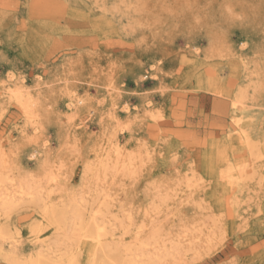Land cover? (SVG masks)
Instances as JSON below:
<instances>
[{"label":"rangeland","instance_id":"rangeland-1","mask_svg":"<svg viewBox=\"0 0 264 264\" xmlns=\"http://www.w3.org/2000/svg\"><path fill=\"white\" fill-rule=\"evenodd\" d=\"M0 199V264H264V0H0Z\"/></svg>","mask_w":264,"mask_h":264},{"label":"bare ground","instance_id":"bare-ground-1","mask_svg":"<svg viewBox=\"0 0 264 264\" xmlns=\"http://www.w3.org/2000/svg\"><path fill=\"white\" fill-rule=\"evenodd\" d=\"M19 89H15L13 92L15 93L16 92V94H17V92L19 93V91H18ZM37 186V185H36ZM22 188H24V186L23 185H21V187L19 188V190H20V192H21V194H27L28 195V191H27V189L26 190H24V189H22ZM38 188V187H37ZM31 192V191H30ZM32 193V192H31ZM72 199V198H71ZM74 201V200H73ZM72 201V202H73ZM0 202H3V199H0ZM7 202V201H6ZM6 202L4 203V204H6ZM68 202H70V201H68ZM75 203H76V201H75ZM3 203H0V208H3V207H5V205H4ZM75 205V204H74ZM72 206V205H71ZM78 206H80L79 204H78ZM76 207V206H75ZM74 209V208H73ZM71 211V210H70ZM89 212V211H88ZM92 212V211H91ZM101 212V211H100ZM63 213L65 214V212L63 211ZM69 213V212H68ZM73 213V212H72ZM88 214V213H87ZM90 214V213H89ZM104 214V213H103ZM100 215V214H99ZM106 215V214H105ZM104 215V216H105ZM75 216V215H74ZM88 216V215H87ZM97 216V215H96ZM101 216H103V215H101ZM103 216V217H104ZM69 217V216H68ZM76 217V216H75ZM90 217V216H89ZM70 218V217H69ZM87 218V217H86ZM74 220H76V221H74V223H72V225L70 226L71 228L73 227V231H74V229H76V227H78V230L79 231H81V230H84V232L85 233H87V234H91L92 232H94V234H95V238L94 239H98V238H100L99 236H100V227H99V225H98V223L96 222V219L94 218V217H92L91 218V221L89 222V223H87L86 224V226L85 225H83V223L81 222V220H79L78 221V219H76V218H73ZM67 220V219H66ZM66 220H64V217H63V215H61L58 219H57V222L55 223V226H57V228L58 229H61V230H64V231H66V227L64 226L65 224H66ZM69 221H70V219H68ZM67 224H69L68 222H67ZM68 229V228H67ZM107 229V228H106ZM104 230V229H103ZM59 231V230H58ZM71 231V230H70ZM77 231V230H76ZM78 232V231H77ZM67 233V232H66ZM68 233H69V231H68ZM74 234H77V233H74ZM84 234V233H83ZM63 236H65V232H64V234H62ZM86 235V234H85ZM62 236V237H63ZM67 237H68V234L66 235ZM76 236V235H75ZM80 236V235H79ZM56 237H57V235H56ZM77 237V236H76ZM53 238H55V237H53ZM60 238V237H59ZM58 238V239H59ZM70 238V237H69ZM52 239V238H51ZM78 240H80L79 238H77ZM154 239V238H153ZM152 239V240H153ZM64 240V239H63ZM152 240H151V242H152ZM50 241V240H49ZM48 242V241H47ZM59 242V241H58ZM64 242V241H63ZM154 243L156 242V241H153ZM56 243V242H55ZM61 243H62V241H61ZM65 243V242H64ZM104 243V242H103ZM40 244H42V243H40ZM52 244V243H51ZM68 244V243H67ZM102 244V243H101ZM100 244V245H101ZM105 244V243H104ZM144 245H145V242L143 243ZM48 245H49V243H48ZM56 245V247H57V244H55ZM62 245V244H61ZM73 245V244H72ZM133 245H136L135 243L133 244ZM140 244H138V246H139ZM152 245H154V244H152ZM14 246V245H13ZM43 246H44V244H43ZM50 246V245H49ZM53 246V245H52ZM51 246V247H52ZM66 246V245H65ZM69 246V245H68ZM76 246V245H75ZM78 246V245H77ZM98 246V245H97ZM108 246V245H107ZM147 246V245H146ZM51 247H49V248H51ZM63 247H64V245H63ZM62 247V248H63ZM72 247V246H71ZM109 247V246H108ZM140 247V246H139ZM150 247V246H149ZM154 247V246H153ZM11 248V247H10ZM36 248V247H35ZM101 248V247H100ZM159 248V247H158ZM174 248V247H173ZM172 248V251L174 250ZM15 249V248H14ZM113 249V248H112ZM146 249L147 248H145L144 250L146 251ZM155 249H157L156 248V246H155ZM34 250V249H33ZM51 250H53V249H51ZM57 250V249H56ZM108 250V249H107ZM138 250H139V248H138ZM55 251V250H54ZM58 251H61V248H60V250H58ZM102 251V250H101ZM126 251V250H125ZM142 252H143V250H141ZM155 251H157V250H155ZM155 251H153V252H155ZM171 251V253H173ZM41 252V251H40ZM70 252V251H69ZM95 252H96V250H95ZM112 252H113V250H112ZM128 252V251H127ZM139 252V251H138ZM147 252V251H146ZM149 252V251H148ZM152 252V253H153ZM45 253V252H44ZM53 253V252H52ZM58 253V252H57ZM67 253V252H66ZM97 253V252H96ZM95 253V254H96ZM99 253V252H98ZM110 253H111V251H110ZM151 253V254H152ZM156 253V252H155ZM15 253H13V255H14ZM42 254V253H41ZM41 254H39V255H37V257H32V258H30L31 256H29V260H28V264H42L41 262H40V258L39 257H41L42 255ZM49 254V253H48ZM47 254V255H48ZM54 254V253H53ZM139 254V253H138ZM138 254H136V257H132V258H130L129 260H127V261H121V260H116L117 262H116V264H153V260H152V258H150V257H147L146 255H149V254H147L146 253V255H143V254H140L139 256H138ZM145 254V253H144ZM154 254V253H153ZM153 254L151 255V256H153ZM50 255V254H49ZM48 255V256H49ZM70 255V254H69ZM163 255V254H162ZM161 254L158 256V255H155V257H160V256H162ZM59 256V255H58ZM103 256H105V255H103ZM128 256H130V255H128ZM169 256H171L170 254H169ZM168 256V257H169ZM125 257H127V256H125ZM105 259H106V261H105V259H102V260H100L99 262L97 261V259L94 257L92 260V262H91V264H105V262H107L108 261V259L106 258V257H104ZM122 258H124V257H122ZM163 258H165V257H163ZM158 259V258H157ZM162 259V258H161ZM4 260L6 261V262H8L9 264H15V262L16 261H14V260H12V259H10V258H8V257H4ZM27 261V260H26ZM159 262V261H158ZM73 263V261L69 258L68 259V264H72Z\"/></svg>","mask_w":264,"mask_h":264}]
</instances>
